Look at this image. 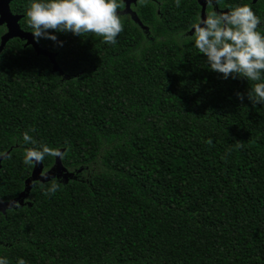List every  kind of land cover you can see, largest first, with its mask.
I'll use <instances>...</instances> for the list:
<instances>
[{"label":"trees","instance_id":"obj_1","mask_svg":"<svg viewBox=\"0 0 264 264\" xmlns=\"http://www.w3.org/2000/svg\"><path fill=\"white\" fill-rule=\"evenodd\" d=\"M250 1L220 0L218 12L248 4L264 34V0ZM118 2L115 45L51 32L57 41L35 38L46 55L19 37L0 49V257L264 264V104L247 97L254 82L225 79L195 47L204 5ZM30 3L10 0L26 32ZM30 128L35 147L64 153L61 168L48 155L37 174L23 163ZM53 178L55 194L33 186Z\"/></svg>","mask_w":264,"mask_h":264},{"label":"clouds","instance_id":"obj_2","mask_svg":"<svg viewBox=\"0 0 264 264\" xmlns=\"http://www.w3.org/2000/svg\"><path fill=\"white\" fill-rule=\"evenodd\" d=\"M148 2L138 0L140 5ZM175 4L179 7L181 0H175ZM205 4L208 11L191 26L194 30L191 39L195 47L206 56L210 69L223 74L225 79L229 76L243 77L254 82L247 97L253 105L264 104V34L260 30L261 18L248 4L220 12L214 10V0H205ZM122 7V2L118 0H31L26 17L37 41L40 38L57 41L51 32H72L77 36L95 34L102 37L104 43L115 45L123 31L118 12ZM237 97L244 99L241 93H237ZM31 131L35 130L30 128L23 133L25 143L34 145L25 150V165L42 163L46 155L64 158V153L59 149L46 144L35 147L37 141L29 135ZM207 143L211 145V139ZM42 176L46 177V174L42 173ZM33 186L44 189L45 195L55 194L61 187L55 178L47 187L40 180L33 181ZM0 264H8L7 258L0 257ZM17 264H27V261L19 258Z\"/></svg>","mask_w":264,"mask_h":264},{"label":"water","instance_id":"obj_3","mask_svg":"<svg viewBox=\"0 0 264 264\" xmlns=\"http://www.w3.org/2000/svg\"><path fill=\"white\" fill-rule=\"evenodd\" d=\"M7 20L11 21V24L8 22L9 25H7V27L10 29L7 30V32L5 34H3V36L1 37V42H0V49L4 46L5 42L12 38V37H19L21 39L25 40V44H30L32 45L37 53H41L46 55V51L41 49L36 41L35 38L32 34V32H26L23 31L18 24V19L19 16L18 15H14L9 11V6H8V0H0V24L4 23L3 20ZM1 159V157H0ZM56 165L58 168H61V163H60V159L59 157H56V161H55ZM40 163H37L35 165L34 171L33 173L37 174L40 171Z\"/></svg>","mask_w":264,"mask_h":264},{"label":"flooded vegetation","instance_id":"obj_4","mask_svg":"<svg viewBox=\"0 0 264 264\" xmlns=\"http://www.w3.org/2000/svg\"><path fill=\"white\" fill-rule=\"evenodd\" d=\"M169 1H174L175 2V0H169ZM195 2H196V4H198L199 6H200V11H201V7L204 5L205 7H206V9H208L207 8V5L205 4V0H194ZM221 1H223V0H221ZM256 0H251L249 3H252V2H255ZM219 2H220V0H216V2H215V0H214V10H216L217 12L220 10L219 9ZM227 2H228V4L229 5H231L230 3L232 2V0H227ZM8 6H9V11H10V0H8ZM223 11H229L227 8H225V10H223ZM11 12V11H10ZM12 13V12H11ZM13 14V13H12ZM14 15H18V14H14ZM0 27H4V31H3V33H5V32H7V30H8V27H7V24L4 22V23H2V24H0ZM2 33V34H3ZM2 34L0 35V37L2 36Z\"/></svg>","mask_w":264,"mask_h":264},{"label":"rangeland","instance_id":"obj_5","mask_svg":"<svg viewBox=\"0 0 264 264\" xmlns=\"http://www.w3.org/2000/svg\"><path fill=\"white\" fill-rule=\"evenodd\" d=\"M3 21H4L7 25H9L8 22L11 24V21H8V22H7V20H5V19H4ZM9 26H10V25H9ZM10 28H11V26H10ZM8 29H9V28H8ZM9 30H10V29H9Z\"/></svg>","mask_w":264,"mask_h":264}]
</instances>
